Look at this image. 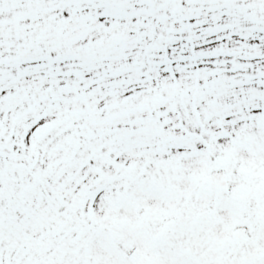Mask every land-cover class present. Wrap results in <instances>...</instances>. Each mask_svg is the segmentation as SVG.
<instances>
[{
    "label": "snow or ice",
    "instance_id": "obj_1",
    "mask_svg": "<svg viewBox=\"0 0 264 264\" xmlns=\"http://www.w3.org/2000/svg\"><path fill=\"white\" fill-rule=\"evenodd\" d=\"M0 264H264V0H0Z\"/></svg>",
    "mask_w": 264,
    "mask_h": 264
}]
</instances>
